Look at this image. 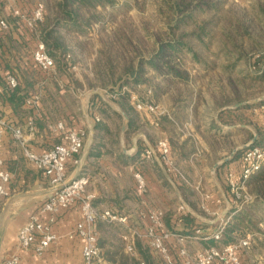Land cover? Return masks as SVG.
<instances>
[{
  "label": "rangeland",
  "instance_id": "rangeland-1",
  "mask_svg": "<svg viewBox=\"0 0 264 264\" xmlns=\"http://www.w3.org/2000/svg\"><path fill=\"white\" fill-rule=\"evenodd\" d=\"M58 1L60 0H0V4L5 3L8 6L16 2L23 11L30 12L37 3H44L46 15L34 28L35 32L41 34V23L42 28L50 27L55 25L57 18H64L65 14L57 5ZM261 6L264 7V0H217L215 9L198 12L195 17L199 21L198 24L204 25L206 20L209 21L207 27L210 36L204 42L197 38L192 41L194 52L200 54V59L194 58L191 53L183 54L181 58L184 67L190 73L191 79L188 84H169L162 79L167 77L156 72L147 63L160 48V43L170 40L169 34L172 25L175 24L176 14L163 3V0H105L93 5L76 3L67 10L76 11L78 20L76 22L63 20V24H75L76 28L55 25L66 48L65 54L60 51L63 66L68 69L69 58L72 62L70 66L75 64L79 68L81 78L69 79L79 81L76 87L80 91L76 90V93L80 98H75L80 101L81 112L88 108L90 90L100 93V98H94L93 109L98 113L108 114L105 116L107 122L116 126V129H120L123 121L116 112L111 114V108H120L124 112L128 109L132 118L127 125V139L136 140L137 148L143 150L141 156L150 151L151 157L156 155L159 161L168 162L171 173L175 170L180 174L182 170L174 166L170 154L169 159L163 158L160 147L162 143H168L171 151L172 141L178 139L181 142L187 139L186 151H195V156L192 157L193 164L190 165L191 175L189 173L185 175L186 184L198 187H194L195 194L189 193L191 190L189 189L185 193L181 192V195H174L165 187H157L156 209L163 212V226H158L157 223V235L169 234L164 238L169 258L159 250L146 247V251L157 264H206V252L215 247L208 238L209 235L202 236L201 232H197L198 229L203 231V224H196L185 233L183 230L174 229L178 228L176 226L169 227L167 219L176 217L178 212H186L187 206L191 207L198 220L202 218L215 220L225 209L222 200L221 203L216 202L220 198L217 190L214 191L215 200H212L214 197L207 194L208 191L211 193V189L207 187L209 185L198 180L199 174H194L193 170L203 172L206 169L204 172L209 178L212 164L211 159L205 155L206 149L205 145L201 144L202 139L215 142L214 147L220 155L213 156L217 157L227 156L235 147L250 142L249 132L243 130L233 135L228 142L223 138L216 140L202 130L215 128V120L222 123L227 121L220 117V113L218 117L217 111L222 110V104L230 103L228 106H235L237 103L252 102L264 96V66L257 63V51L264 47V12ZM183 28L181 31L176 30L177 33L199 29L193 25H186ZM68 72L67 76L73 77V69ZM135 75L150 82L138 85L133 81ZM153 84H157L160 90L152 88ZM138 104L142 107H138ZM263 104V100H260L257 106L259 111L262 110L260 105ZM174 108L180 112L181 118L175 116ZM190 115L192 119L189 118ZM249 117H253L252 124L247 121L248 118L242 122L238 121L237 124L244 121L253 128L255 124H258L257 127L262 126L260 118ZM167 120L173 121L174 125ZM254 129L255 132H259L256 127ZM214 131L218 133L217 130ZM250 145L252 144L247 146ZM242 154L243 151L240 156ZM240 172L239 166L238 174H233L237 178ZM227 176L226 172L222 173V180L220 176L219 180L223 187L226 185L224 178ZM158 180L157 176V186L160 185ZM142 194L153 203L150 198L152 196L145 191L138 193L137 196H143ZM226 196L230 210L235 206L248 204L253 199L245 202V193L241 189L238 194L226 192ZM149 202L146 201L142 205L146 211L150 210L147 205ZM139 212L136 222H132V229L139 234L136 238L145 244L147 237L144 235L148 232L147 226L150 223L141 218ZM116 225L109 227V232L118 234L120 226L118 223ZM240 228L245 237L251 236L250 243L237 250L240 264H264V246L258 240L259 233L254 230L256 235L244 227ZM101 264H109V261L105 262L102 258ZM208 264L233 263L230 260L216 258Z\"/></svg>",
  "mask_w": 264,
  "mask_h": 264
},
{
  "label": "crops",
  "instance_id": "crops-1",
  "mask_svg": "<svg viewBox=\"0 0 264 264\" xmlns=\"http://www.w3.org/2000/svg\"><path fill=\"white\" fill-rule=\"evenodd\" d=\"M17 4L16 2L8 6L5 3L0 4L1 15L12 24L7 32L1 31L2 33H0V110L2 116L11 124L20 126L25 130L28 145L36 152H43L62 141L63 132L54 127L58 122H64L68 129L84 128L86 130L84 148L79 156L81 166L76 165L72 159L69 160L67 175L69 177L78 175L89 177L86 193L94 196V205L100 213L109 210L118 216H127L125 221L98 218L95 228L99 234V242L103 241L104 243V246L100 244L103 252L111 244L120 243L123 245L124 254L129 256L131 262L136 260L139 264H157V261L146 251V247L152 248L147 240L144 242L145 244H142V240L139 241L136 238V250L134 252L127 250L128 242L124 239V235L133 232L132 222H136L138 212L144 210L142 205L146 201L149 202L145 195L142 194L143 196L139 197L137 194L145 191V193L152 196L150 198H152L153 203L149 202L147 204L149 209L157 208L155 204L157 187H165L169 190L168 192L174 195H181V192L185 193L189 189H191L189 193L195 194L194 187L196 186L186 184V174L191 175L190 165L193 164L192 157L195 156V151H186L188 149L187 139L181 142L178 139L172 141L170 158H172L174 166L181 168L182 172L179 174L174 170L171 173L170 168L168 169V162L159 161L156 155L149 158L145 155L141 156L143 150L137 148L136 140L134 138L127 139V125L132 118L128 109L124 112L120 108H111V114L116 112L123 121L120 129H116V126L107 122L105 116L108 114L98 113L97 110L93 109L94 98H100V93L90 90L88 92V108L81 112L80 101L75 98H80L76 93V90L80 91L76 87L79 81L69 79L81 78L78 66L73 64L71 67L72 62L68 58V69L66 70L63 66V61L61 63L57 61L56 72L51 76H44L38 70H35L36 67L32 64L30 55L42 38L40 33L35 32V29H31L24 24L19 26L16 23L17 19L9 15L11 7L17 6ZM72 69L74 75L68 77V71ZM12 71L19 72V87L27 92L25 101L18 106H15L9 99L13 88L7 84L6 74ZM162 79L169 84H188L191 78L188 81H180L178 78ZM167 79L170 80L167 81ZM158 90H160L159 86H157ZM70 95H74V97ZM35 97H37L36 100L28 103L29 99ZM262 97L252 100V102H240L235 106H228L230 103L222 104V110L217 111L218 117L220 113V117L227 121L222 123L215 120V128H206L205 130L202 128V131L207 132L210 137L216 140L223 138L224 141L228 142L234 137L233 135H237L243 130L249 132L250 142L248 144L255 143L258 132H255L254 128L258 129L259 127H257L258 124H255L254 128L250 125L253 123V119H251L253 117L249 116L256 117L260 113L257 104L260 100L264 101V99H261ZM245 104L255 105L247 110L238 109ZM174 109L175 116L181 118L180 112L176 108ZM98 116L100 120L96 119ZM189 118L192 119L191 115ZM245 118H248L249 125L244 121L242 124H237L238 121L242 122ZM30 120L34 122L33 128L29 127ZM167 121L174 125L173 121ZM205 123H208V121H205ZM203 127H205V124H203ZM214 130H217L218 133ZM116 131L119 132L116 133ZM201 144L205 145V155L211 159L212 168L209 172V178L204 172L206 169L203 172L195 169L193 173H198V180L209 185L207 187L211 189V193L208 191L207 194L214 197V191L217 190L220 198L216 202L221 203L222 200L225 209L215 220H205L204 218L198 220L191 207L187 206L186 212L195 217L194 224L187 225L181 219H174L171 221L170 227L176 226L178 228L174 229L183 230L186 233L194 225L201 223L206 226L203 231L201 230L202 236L209 235L208 238L212 242L217 241L211 238L213 232L219 229H222V233L226 232L225 228L233 221L237 208L243 206H235L231 210L228 208L229 201L226 192L228 194L233 191L232 185L227 184V180H229L227 174H238L240 151L248 144L235 147L229 151L227 156L222 157L213 156L219 154V151L214 147L215 142L202 139ZM148 145L150 146L149 143ZM179 148L182 150H179ZM157 164L163 174L162 176L157 171ZM0 171L9 172L11 175V180L6 184L9 195L0 196V263L15 248L16 234L19 228L33 214H36L49 224L51 231L56 234V240L42 254L37 253L35 244L22 250L20 264H83V244L80 236L76 233L77 225L83 220L82 200L76 201L72 206L57 213L44 211V203L54 191L53 187L42 172L25 156L23 146L11 133H6L0 140ZM225 172L227 176L226 179L224 178L226 187H223L219 179L221 176L222 180V173ZM137 174L143 175L145 179L146 186L142 189L139 187ZM157 176L161 186H157ZM165 179L167 183L164 182ZM246 192L249 193L247 186L244 193ZM252 198V201L248 204L263 203L262 200H258L254 196ZM212 200H215V197ZM256 219L262 230L256 231L259 233L258 240L264 246V217L256 216ZM116 223L119 224L120 229L117 232L118 234H113L114 232H109L108 228L115 227ZM214 228L216 229L214 230ZM249 232L257 235L255 231ZM231 236L233 237V235ZM102 258L105 262L109 261V264H118L105 255H102Z\"/></svg>",
  "mask_w": 264,
  "mask_h": 264
},
{
  "label": "built area",
  "instance_id": "built-area-1",
  "mask_svg": "<svg viewBox=\"0 0 264 264\" xmlns=\"http://www.w3.org/2000/svg\"><path fill=\"white\" fill-rule=\"evenodd\" d=\"M239 1V0H230ZM9 15L15 17L16 23L24 24L31 29H34L37 22L42 21L46 15V7L44 3L39 2L30 12L23 11L20 6H12ZM12 26L11 22L1 15L0 6V30L7 32ZM32 64L37 68L40 74L51 76L56 72V60L49 53L47 45L40 40L36 44L35 49L30 55ZM18 71L9 72L6 74L7 84L11 88L19 85ZM37 97L29 99L28 103L36 100ZM138 107H142L138 104ZM264 112V104L260 105ZM100 120L98 116L96 118ZM33 120H30L29 127L33 128ZM57 129L63 132L62 141L55 144L53 147L43 151L36 152L28 145L25 130L8 122L0 110V140L6 133H11L23 146L25 156L40 170L53 187L52 194L44 203V211L57 213L58 211L72 206L76 201L82 200L83 220L77 225L76 233L80 236L83 248V264H101L103 250L99 243V234L95 228V223L98 218L108 219L111 221H125L127 216H118L117 214L107 210L100 213L94 205V196L86 193V188L89 183V177L86 175L71 176L67 175L69 160H73L78 166H81L79 158L83 148L86 130L84 128L68 129L64 122L60 121L54 125ZM161 153L164 159H169L170 146L168 143L160 145ZM145 155V154H143ZM146 157H151V152H146ZM241 167L240 175L235 177L233 173L229 174V182L232 185V191L238 194L240 189L245 191L247 181L264 166V147L252 144L243 150V154L239 159ZM139 187H145V179L143 175L137 174ZM11 180L9 172L0 171V196H8L9 190L6 184ZM245 202H248L252 196L245 193ZM139 216L148 221V232L144 235L147 237L148 244L154 249L159 250L167 258L169 252L164 244V238L169 234L157 235L158 226H163V212L157 209L141 210ZM201 232V230H197ZM139 235L136 230L131 234L124 235L127 240V250L134 252L136 250V236ZM222 236V229L217 230L211 235V238L219 240ZM251 236L239 238L233 242L215 246L206 252L205 263H210L213 259L220 258L226 261H231L233 264H240L237 256V250L248 245L251 241ZM56 240V234L50 229L49 224L38 215L33 214L29 220L19 228L16 234L15 248L10 252L0 264H20L21 251L30 248L35 244L38 254H42L49 245Z\"/></svg>",
  "mask_w": 264,
  "mask_h": 264
},
{
  "label": "trees",
  "instance_id": "trees-1",
  "mask_svg": "<svg viewBox=\"0 0 264 264\" xmlns=\"http://www.w3.org/2000/svg\"><path fill=\"white\" fill-rule=\"evenodd\" d=\"M105 0H60L57 5L64 12V18H57L55 25H65L66 28L74 29L75 24H63L65 22H76L78 20V14L76 11L67 10L68 7L75 5L76 3L84 5H93L97 2ZM163 3L169 6L170 9L176 14L175 24L172 25V31L170 32V40L162 41L160 43V48L149 58L147 61L148 65L151 66L156 72L158 71L162 76L167 78H178L180 81H188L190 78L189 71L184 67L181 60L183 54H193L194 58L200 59V54L196 51L193 46V39L197 38L204 42L206 38L210 36V30L207 25L208 20L205 21L204 25L198 24L199 21L195 18L199 11L213 10L217 7V0H163ZM264 12V7H260ZM41 26V38L46 43L49 53L57 61L61 63L60 51L66 53V48L62 42L60 36L58 35V30L54 26ZM193 25L199 27L198 30L192 31H178L183 30V26ZM186 28V27H185ZM180 29V30H179ZM178 30V31H176ZM0 33L1 30H0ZM1 36V34H0ZM258 59L257 63L264 66V47L263 49L257 51ZM229 59L230 56H229ZM37 71V68H35ZM13 72V71H12ZM137 74V72L135 73ZM170 79H167L169 81ZM136 84H146L150 80L137 77L133 78ZM157 91V84L151 86ZM27 92L19 87V85L13 88L10 92L9 99L15 105H21L26 99ZM264 102V101H263ZM260 103V102H259ZM259 103L257 105H259ZM255 104H245L240 106L238 109L247 110L254 107ZM260 118L262 126H260L258 132V138L256 139V145L264 147V114L260 110L257 114L256 119ZM243 151V150H242ZM240 151V152H242ZM157 171L163 175L157 164ZM167 183V180H164ZM248 187V192L252 197H256L258 200H262L261 204H242L243 206L237 208L236 215L233 221L225 228L226 232L222 233V236L217 241H212L214 246H221L229 242H233L237 237L244 236L243 231H240V227L246 228L248 231H262L260 226L257 224L256 216L264 217V166L258 172H256L246 183ZM183 220L187 225L194 224L195 217L189 212H178L176 217L170 219L168 218V225L171 226L172 220ZM204 227H206L204 225ZM202 227V228H204ZM231 233V234H230ZM207 235V234H205ZM233 235V237L231 236ZM101 240V239H100ZM104 246L103 241L99 242ZM101 246V247H102ZM102 255L107 256V258L116 261L118 264H139L136 260L131 262L128 255L124 254L123 245L120 243L111 244L108 249H106Z\"/></svg>",
  "mask_w": 264,
  "mask_h": 264
},
{
  "label": "water",
  "instance_id": "water-1",
  "mask_svg": "<svg viewBox=\"0 0 264 264\" xmlns=\"http://www.w3.org/2000/svg\"><path fill=\"white\" fill-rule=\"evenodd\" d=\"M261 99H264V97H262ZM252 144H254V143H252ZM247 147H248V146H245V147L243 148V150H245Z\"/></svg>",
  "mask_w": 264,
  "mask_h": 264
}]
</instances>
